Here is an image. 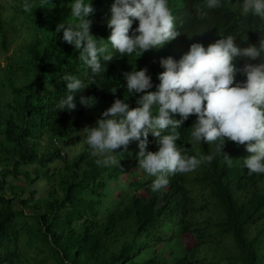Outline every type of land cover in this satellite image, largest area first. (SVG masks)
Segmentation results:
<instances>
[{
    "label": "trees",
    "instance_id": "obj_1",
    "mask_svg": "<svg viewBox=\"0 0 264 264\" xmlns=\"http://www.w3.org/2000/svg\"><path fill=\"white\" fill-rule=\"evenodd\" d=\"M21 0H0V264H264V174H248L242 161L250 155L243 145L225 141L232 159L202 164L195 171L170 176L158 192L153 177L137 165L138 141H130L119 157V167L95 163L83 140V128L95 126L115 99L137 107L139 95H126L124 73L147 69L156 91L159 61L179 59L190 44L205 47L220 35L236 36L239 48L264 38V20L243 19L235 0L209 10L205 20L195 16L204 0H169L180 35L140 57L119 56L106 64L97 84H89L74 98L72 111H56L65 94V73L85 79L87 69L78 50L61 39L56 25L69 15L70 0L24 13ZM112 0H91L90 34L107 40L106 20ZM138 21H133L132 29ZM130 29L129 34H132ZM250 63L261 62L259 58ZM233 63L242 68L245 59ZM237 72L235 81H243ZM115 88V93L110 89ZM80 96L95 103L84 106ZM173 119H180L174 114ZM189 115L177 129V145L189 155L211 153L214 145L189 144ZM147 150L157 145L149 134ZM130 170L134 181L123 183L114 196L111 183ZM47 189L38 195L36 183ZM22 242L45 259L31 262ZM49 264V263H48Z\"/></svg>",
    "mask_w": 264,
    "mask_h": 264
},
{
    "label": "clouds",
    "instance_id": "obj_2",
    "mask_svg": "<svg viewBox=\"0 0 264 264\" xmlns=\"http://www.w3.org/2000/svg\"><path fill=\"white\" fill-rule=\"evenodd\" d=\"M50 5L49 0H21L24 13ZM239 16L264 20V0H235ZM222 6V0H204V7H196V19L205 20L209 10ZM69 15L56 25L61 39L78 50V59L87 69L85 79L65 73V94L55 105L56 111H72L75 97L89 84L102 76L106 64L119 56L140 57L149 49L162 47L180 35L169 0H112L106 26L107 40L90 34L91 21L87 19L94 9L91 0H70ZM138 21L132 29L133 21ZM130 29L132 34L130 35ZM233 35H220L208 44H190L179 59L171 56L159 63L163 71L158 74L156 91L147 69H133L124 73L126 95L143 93L136 100L137 107L130 108L121 99L100 114L95 126L83 128V143L99 167H119V157L130 141H138L136 155L138 167L153 177L150 188L158 192L169 185V177L195 171L202 164H210L215 158L231 167L233 159L222 151L225 141L243 145L250 153L242 164L248 174H264V38L256 45L239 48ZM244 58L242 68L233 63ZM259 58L261 62L250 63ZM243 74V81H235V75ZM115 88L110 89L115 93ZM79 103L92 106L91 97L80 96ZM179 114L180 119H173ZM195 120L189 128V144L201 142L214 145L211 153L189 155L188 149L178 146L181 139L177 131L189 115ZM155 139L157 150H147L148 136Z\"/></svg>",
    "mask_w": 264,
    "mask_h": 264
},
{
    "label": "rangeland",
    "instance_id": "obj_3",
    "mask_svg": "<svg viewBox=\"0 0 264 264\" xmlns=\"http://www.w3.org/2000/svg\"><path fill=\"white\" fill-rule=\"evenodd\" d=\"M3 62L0 61V65H2ZM84 143H83V140L82 142H79V144H77V146L75 147L74 149V153H78L82 147H84ZM129 174H130V170H127L119 179V183H111V187L114 188V193L113 195L115 196L118 191L120 190L121 186H123L124 184L123 183H130L131 181H134L135 180V177L136 176H133V177H129ZM36 188L38 189V195H43L44 192L46 191L47 189V185L45 184V182L42 180L38 183H36ZM19 247L21 249H24L28 256H29V259L31 262H34V259H37L38 261H41L43 259H45V256H43L42 252L41 251H36L34 247H28L26 244L20 242L19 244ZM34 258V259H33ZM52 264V261L50 260V258H48V262L47 264Z\"/></svg>",
    "mask_w": 264,
    "mask_h": 264
}]
</instances>
